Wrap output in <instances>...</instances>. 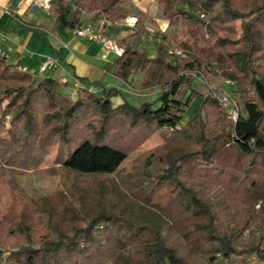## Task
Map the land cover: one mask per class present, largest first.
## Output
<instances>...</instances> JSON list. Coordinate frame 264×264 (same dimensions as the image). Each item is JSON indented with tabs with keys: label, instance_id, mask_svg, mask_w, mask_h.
<instances>
[{
	"label": "trees",
	"instance_id": "1",
	"mask_svg": "<svg viewBox=\"0 0 264 264\" xmlns=\"http://www.w3.org/2000/svg\"><path fill=\"white\" fill-rule=\"evenodd\" d=\"M130 3L52 0L49 13L62 32L88 15L85 24L103 21L106 29L108 23L123 50L90 83L98 93H59L61 82L35 78L0 56V264H191L165 230L188 242L203 232L226 260L220 264H232L234 256L241 264H252L250 258L264 264V0H164L225 53L221 75L241 87L233 125L217 97L193 87L207 66L199 56L175 55L164 35L156 57L140 47L147 32L139 18L134 29L125 25ZM107 75L125 84L137 75L141 89H157V98L133 105L103 85ZM197 97L196 114L182 124ZM161 130L168 131L167 143L129 163L127 143ZM55 146L54 164L75 182L69 195L37 199L18 176L46 173L37 168ZM59 207L66 229L51 216ZM248 229L252 237L243 238ZM208 264H217L214 255Z\"/></svg>",
	"mask_w": 264,
	"mask_h": 264
},
{
	"label": "rangeland",
	"instance_id": "2",
	"mask_svg": "<svg viewBox=\"0 0 264 264\" xmlns=\"http://www.w3.org/2000/svg\"><path fill=\"white\" fill-rule=\"evenodd\" d=\"M158 3L162 4V9H163L162 11ZM139 4L141 6L139 7V10L135 12L136 15L134 16H137V18H139V20H141L143 23L142 15L143 16L145 15L144 26L147 33H146V37L144 38L143 42L140 45V47L142 46L141 48L144 49V47L145 48L148 47L145 46L144 41L148 40L149 38H152L153 40H158L159 42V40L162 39V36L163 35L165 36V32H161L160 30L154 28V24L151 22L150 17H153L159 22H162L168 20V18L165 17V13L168 14V17H170V19L172 20L176 14L172 9H168L166 6H164V0H140ZM143 6L147 8L148 11L145 12L141 10ZM132 7L133 6L131 4V9H133ZM176 19L180 20L177 29L178 32L176 33V28H174L175 30H173L170 33L172 37L178 38L179 40L177 44L171 43V45L176 46L175 48H177L175 52H180V56L183 55V50L189 53H193L199 56L207 65L205 68V72L201 73L202 75L194 79L193 87L199 90L202 94L210 93L214 97L221 96L223 93L226 92L227 94L231 95L236 99L240 110L239 101L241 100V92H240L241 87L240 86L233 87V83L232 82L228 83L227 79H224L221 75L220 65H222L226 61L225 53L213 49L211 44L207 41L206 35L203 37L201 34H197L191 31L187 27L186 23L179 18V16H177L175 20ZM131 23L133 24V26H130ZM106 24L108 26L105 29V31L104 28L102 27V32L105 35L114 38L115 34L112 31L111 26L108 23ZM93 25L94 27H98L96 24ZM125 25L130 29H134L136 25V20L132 18H127L125 20ZM148 29L153 30L155 34L153 37L148 36ZM157 34H161V35L159 36ZM178 34H180L181 36H179ZM166 37L168 38L167 35ZM164 49H165L164 51L167 53L166 57L168 58V60L172 61L173 55L171 53V47L167 48L165 46ZM111 76L112 75H107L105 77V79L103 80V85L105 84L106 81L107 83H110L111 88H116L117 87L116 83L119 82V79L115 78L114 76L113 77ZM139 79L140 78L137 75L136 76L134 75L132 81L128 84H125L121 81L122 87L119 88V90L122 92L125 98L133 105H138L145 101H153L157 98L158 95L157 89L156 90L141 89V87L139 86ZM78 90L79 88L75 87V90L71 93L70 86L63 85L58 92L70 96L72 94L73 97H75ZM201 101L202 99L200 97H197L192 102V104L190 105V107H188V109L186 110L185 114L182 117L181 120L182 124H185L196 114ZM141 133L142 134H139L141 137L146 136L145 133L143 132ZM118 138L122 142L124 140V134L122 135L118 134ZM144 138L145 139H143L139 143H136L139 139L137 141L135 140L132 143H127V147L125 148L132 149L129 163H131L140 154L149 152L158 146L165 145L168 141L169 134L168 131L161 130ZM56 152H57V147L55 146L51 149L49 156L45 159V161L41 164V166L37 168V171L44 170L46 171V173L36 174V172L28 170V171H24L22 174L18 176V180L21 186L27 191L28 194L32 195L37 199L48 200L49 196L53 195L54 193H64L69 195L70 194L69 188L73 184V182H75V176L73 175L72 172L67 171L66 169L62 168L60 165L54 164V158ZM89 181L90 180L88 179H81V182L84 183ZM258 206L259 205H256L257 209ZM233 212H236L234 208H233ZM51 216L54 219L61 220V222L65 226V229L67 228L68 220L66 219L61 207L56 208ZM182 223H185V221H183ZM253 230L252 229L246 230L244 232L243 238L252 237L250 235L253 234L252 232ZM164 232L165 234H167V237H169L168 238L169 244L173 245V247L178 250V254L184 257L185 259H188V261L191 264H208V257H210L211 255L215 256L217 260V264H220L222 261H226L222 257V254L218 252L216 253L212 252L213 250V247L211 246L212 243L209 241V239H207V236L203 232L198 231L197 233H193L192 234L193 240L191 242H188L185 238L181 237V235H178L177 233L169 232L168 230L167 231L165 230ZM197 240H200L199 245ZM195 241L197 242V246ZM233 259L234 261H232V264L243 263V261L237 259L236 256H234ZM248 261L249 263L251 262L252 264H262L259 261H257V259L250 258ZM103 264H108V263H103Z\"/></svg>",
	"mask_w": 264,
	"mask_h": 264
},
{
	"label": "crops",
	"instance_id": "3",
	"mask_svg": "<svg viewBox=\"0 0 264 264\" xmlns=\"http://www.w3.org/2000/svg\"><path fill=\"white\" fill-rule=\"evenodd\" d=\"M139 1L131 0L133 9L128 18L137 19L134 15L141 6ZM159 5L162 11V4ZM141 10L148 11L144 6ZM144 16L142 15L143 24ZM165 17L168 20L162 22L150 18L155 29L165 32L170 44H177L178 38L172 37L170 33L174 28L178 32L180 20H175L176 15L173 20L166 13ZM88 18V15H83L80 24H85ZM144 44L148 46L144 49L149 57H156L158 40L149 38ZM0 50V56L5 59L6 64L29 72L35 78H51L59 83L64 81L63 85L70 86L71 93L75 90V85L89 88L94 93L100 92L98 85L90 83L100 80L104 71L117 59L99 44L77 38L74 31L62 32L59 26H54L50 13L35 7L32 0H0ZM44 63L47 66L41 72L39 69ZM104 85L106 88L111 87L106 81ZM116 86L119 89L122 82L119 80Z\"/></svg>",
	"mask_w": 264,
	"mask_h": 264
},
{
	"label": "built area",
	"instance_id": "4",
	"mask_svg": "<svg viewBox=\"0 0 264 264\" xmlns=\"http://www.w3.org/2000/svg\"><path fill=\"white\" fill-rule=\"evenodd\" d=\"M51 3L52 0H32V4L35 7L44 10L46 12H49ZM133 24L131 23L130 26H133ZM103 25H104L103 21H101L97 25L99 28L94 27L93 24H82L74 30V34L79 39H84L86 41L99 44L103 50L112 52L116 57H119L123 53V50L118 45L117 41L114 38L107 36L102 32ZM154 35L155 34L153 30L148 29V36L153 37ZM175 55L180 56V52H175ZM46 66L47 63L42 64L39 70L41 72L44 71ZM227 82L231 83V81L229 80H227ZM61 83H65V82L61 81ZM75 87L79 89L81 88L78 85H75ZM217 100L219 101V104L225 111L227 120L230 122V124L232 125L235 124L238 120V116L240 112L236 99L225 92L221 96H217Z\"/></svg>",
	"mask_w": 264,
	"mask_h": 264
}]
</instances>
